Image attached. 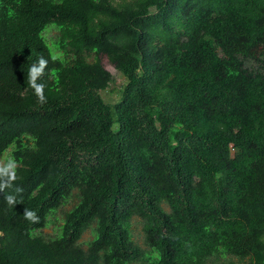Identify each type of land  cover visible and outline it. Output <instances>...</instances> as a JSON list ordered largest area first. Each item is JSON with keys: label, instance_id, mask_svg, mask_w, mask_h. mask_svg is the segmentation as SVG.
<instances>
[{"label": "trees", "instance_id": "obj_1", "mask_svg": "<svg viewBox=\"0 0 264 264\" xmlns=\"http://www.w3.org/2000/svg\"><path fill=\"white\" fill-rule=\"evenodd\" d=\"M7 151L0 264H264V0H0Z\"/></svg>", "mask_w": 264, "mask_h": 264}, {"label": "rangeland", "instance_id": "obj_2", "mask_svg": "<svg viewBox=\"0 0 264 264\" xmlns=\"http://www.w3.org/2000/svg\"><path fill=\"white\" fill-rule=\"evenodd\" d=\"M56 34V30L53 28L49 29L48 32L45 33L46 37L48 39H52L54 35ZM102 63L106 69H108L111 74L113 75V81L109 88H107L104 91H100V95L103 97V99L108 103H114L119 98V92L121 86L126 82L125 78L119 74L113 66L109 63L107 57L104 55L102 56ZM8 158V151L2 156H0V167H4L6 165ZM76 199L72 198L71 201L66 204L65 206L61 207L56 213L55 217L57 220L54 224H50L48 227L44 228L42 230V233L46 236H53L55 233V230H57L58 225L61 223V219L63 216V212L68 210L72 207V205L75 203ZM163 207L168 210V207L164 204ZM131 229H132V235L134 241L141 246L143 249L148 250V246L144 242V234L142 230V220L134 216L131 220ZM92 238V232L91 230H87L83 233L82 237L80 238V242L83 244L90 240ZM138 264V263H135Z\"/></svg>", "mask_w": 264, "mask_h": 264}, {"label": "clouds", "instance_id": "obj_3", "mask_svg": "<svg viewBox=\"0 0 264 264\" xmlns=\"http://www.w3.org/2000/svg\"><path fill=\"white\" fill-rule=\"evenodd\" d=\"M47 65V60L43 57L39 58L38 66L36 64L32 65L28 72V85L34 89L35 95L40 103L46 102V97L44 96L43 89L44 84L37 83L38 77L42 76L43 71ZM14 162H9L5 167H0V188L11 187L12 182L17 179L14 171ZM7 177V181L3 180V177ZM17 193L23 192L22 188H16ZM9 206H14L17 204L16 197L9 195L6 197ZM24 218L30 222H36L38 220L37 213L34 210L24 209Z\"/></svg>", "mask_w": 264, "mask_h": 264}]
</instances>
